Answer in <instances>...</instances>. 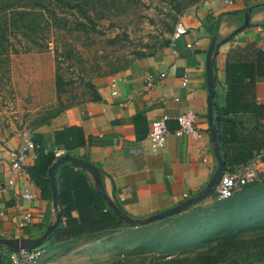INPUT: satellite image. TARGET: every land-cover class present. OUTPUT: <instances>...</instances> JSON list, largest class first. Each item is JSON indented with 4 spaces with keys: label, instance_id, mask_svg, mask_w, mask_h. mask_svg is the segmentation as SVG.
<instances>
[{
    "label": "crops",
    "instance_id": "0c3cea01",
    "mask_svg": "<svg viewBox=\"0 0 264 264\" xmlns=\"http://www.w3.org/2000/svg\"><path fill=\"white\" fill-rule=\"evenodd\" d=\"M206 1L181 18L188 28L186 34L177 38L173 35L169 42L134 59L123 72L98 79L94 93L87 99L29 130L32 138L41 136L48 148L56 146L55 131L71 127L82 132L83 144L70 154L100 167L106 193L129 215L147 217L183 202L203 190L217 168L209 131L206 72L213 34L221 41L214 62V116L224 141L222 150L230 159L239 160L253 153L252 158L229 170L240 172L244 165H254L259 172L257 180L264 178V153L254 152L252 141L255 136L264 137V117L258 118L254 112L255 105L264 104V77L253 78L242 71L229 73L234 65H264V5L252 11L247 27L234 33L244 22V11L264 0H232L231 4ZM208 17H220L218 26ZM195 39L200 44L188 48L187 44ZM185 75L187 84L183 83ZM113 79L117 81L115 95ZM188 109L197 117L201 138L176 135V117ZM164 115L170 117L166 144L154 152L147 136L152 123ZM21 141L22 132L0 140V181L11 175V151ZM83 174L94 182L87 170ZM15 178L16 184L0 195V237L39 236L53 217L52 200L42 197V190L27 169ZM24 185L34 193L31 201L22 197ZM241 193L239 189L235 196ZM203 204L187 208L185 214L201 211ZM28 211L33 221L20 228L19 222ZM10 252L0 245V260Z\"/></svg>",
    "mask_w": 264,
    "mask_h": 264
},
{
    "label": "rangeland",
    "instance_id": "374dc122",
    "mask_svg": "<svg viewBox=\"0 0 264 264\" xmlns=\"http://www.w3.org/2000/svg\"><path fill=\"white\" fill-rule=\"evenodd\" d=\"M98 1L89 2L96 26L87 22L85 27L75 29L81 14L74 15L76 10H71L67 13L73 20V30H51L48 44L41 38H12L19 51H10L8 65H0V140L29 131L34 124L87 99L98 79L123 72L141 53L170 41L176 23L190 10L201 8L205 0H106L107 5ZM215 191L216 186L206 198L189 206L204 203L195 214H185L186 208L148 224L126 223L97 237L46 244L39 264H152L154 256L162 253L157 246L160 244L175 255L192 256L201 248L184 244V235L192 237V229L205 215L211 217L213 213L220 220L218 216L225 214L217 209L232 201H216ZM240 199L237 196L234 201ZM206 201L210 203L207 207ZM247 258L230 252L223 264H236L238 260L248 264L244 262Z\"/></svg>",
    "mask_w": 264,
    "mask_h": 264
},
{
    "label": "trees",
    "instance_id": "16d2710c",
    "mask_svg": "<svg viewBox=\"0 0 264 264\" xmlns=\"http://www.w3.org/2000/svg\"><path fill=\"white\" fill-rule=\"evenodd\" d=\"M103 1L105 2L102 3ZM89 2L90 0H0V65H8L10 51H19L12 38L19 36L36 40L41 38L48 44L47 39L50 37L51 30L55 28L73 30L71 29L73 20L67 13L71 10H76L74 15L81 14V19L77 18L79 19L77 20L78 26L74 27L75 29L80 26L85 27L87 22L96 26L97 20L90 15L92 8L89 6ZM98 3L107 5L106 0H100ZM59 9L65 13L58 14L57 10ZM208 18L218 26L220 17ZM147 54L148 52L141 53L138 58ZM232 67L233 69L229 71L230 74L242 71L252 77L254 75L264 77V65H234ZM231 80H233V76L230 78ZM93 90L95 89L93 88ZM254 112L258 118L264 117V104L255 105ZM256 130L260 131V128ZM33 140L40 148L36 159L31 161L27 167V171L30 178L42 190V197L52 200L48 173L56 158L51 152L45 153L41 136L38 138L35 136ZM219 140L223 146L224 141L221 136ZM252 141L255 144L253 151L260 154L264 150V137L255 136ZM83 142L82 132L75 128L66 127L54 133V145L65 148L68 153ZM221 151L224 152L222 147ZM222 155L225 159V171H229L233 165L253 157V153L242 160L230 159L225 152ZM76 167L77 169H75ZM83 170L71 162L60 166L58 188L61 223L46 242L38 248L45 249L46 244L54 246L86 236L97 237L105 232L117 230L126 224L110 208L104 197L95 188L94 182L90 183L87 180ZM241 189V194L236 196L234 194L226 200H218V202L232 200L217 209L220 213L225 214L218 216L220 220L213 213L211 217L205 215L199 225L192 229V237L184 235L182 238L181 236L184 244L194 243L197 248H201L200 250L195 251L192 256L182 253L175 255L173 250L168 249V246L164 247L157 243L160 244L157 246L162 253L160 256H154L152 264H223L225 256L230 252L243 254L248 258L255 255L245 259L244 262L264 264V178L247 183ZM237 196H241V199L236 203L234 199ZM121 209L124 211L122 207ZM74 211L78 212L77 216L73 215ZM197 220H199L198 217ZM214 242L217 244L213 245ZM240 262L238 260L236 264H240Z\"/></svg>",
    "mask_w": 264,
    "mask_h": 264
},
{
    "label": "built area",
    "instance_id": "2783aa9c",
    "mask_svg": "<svg viewBox=\"0 0 264 264\" xmlns=\"http://www.w3.org/2000/svg\"><path fill=\"white\" fill-rule=\"evenodd\" d=\"M225 3H232V0H224ZM206 4L207 1L205 0ZM188 32V28L180 19L175 25L174 37H180ZM199 40H193L187 44L188 48H194L199 45ZM188 75L183 77V83L187 84ZM112 94L117 93L116 86L117 81L113 79ZM169 116L164 115L160 119L155 120L152 123L151 129L148 133V140L150 142L151 149L157 152L164 148L168 133V120ZM178 128L176 129V135L178 136H192L195 138H201L203 133L197 124V117L195 113L188 109L185 112L180 113L176 117ZM40 146L33 140L29 131L22 133V141L18 147L11 151V175L5 180L0 181V195L6 194L12 186L16 184V175L24 172L29 166L30 162L36 159L38 155V149ZM45 153H53L55 158L58 159L62 155L67 153V150L61 147H45ZM264 153V150L260 154ZM259 177V172L254 165H244L240 172L224 171L218 184L216 185L215 198L217 200H226L231 198L241 187L247 183H250ZM22 197L26 201H31L34 198V193L30 186L24 185L22 188ZM33 221V215L30 211L26 212L23 219L19 222V227L24 228L31 224ZM45 249L36 248L31 251L18 250L11 251L9 255L0 261V264H39L45 254Z\"/></svg>",
    "mask_w": 264,
    "mask_h": 264
},
{
    "label": "water",
    "instance_id": "95a60500",
    "mask_svg": "<svg viewBox=\"0 0 264 264\" xmlns=\"http://www.w3.org/2000/svg\"><path fill=\"white\" fill-rule=\"evenodd\" d=\"M264 5L258 4L249 6L246 11H244V22L234 31L237 33L247 27L250 22V17L252 11ZM237 12V11H234ZM221 41L217 40V35L213 34L211 41L209 43L206 55V72L208 80V121H209V131L213 144L214 155L217 160V168L208 182L207 186L199 191L196 195L184 200L183 202L166 209L164 211L151 214L144 218H133L126 212H124L120 205L114 201L107 193L103 184L101 169L95 163L86 160L84 158L78 157L76 155L66 153L56 159V161L50 166L49 169V181L52 193V205H53V217L46 229L39 236L35 237H0V245L5 246L11 251L26 250L31 251L43 245L46 240L52 235L55 229L61 223V209H60V193L58 188V170L61 165L65 163H73L83 169L87 170L93 177L95 188L104 197L110 208L119 216L125 223L131 225H144L157 220H161L175 213L185 210L191 205L198 203L199 201L206 198L218 184L223 172L225 171V159L221 152V143L219 140V133L217 128V123L214 116V99H215V75H214V62L218 46Z\"/></svg>",
    "mask_w": 264,
    "mask_h": 264
}]
</instances>
